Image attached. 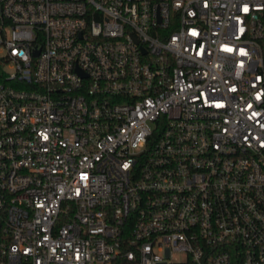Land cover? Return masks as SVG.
I'll return each instance as SVG.
<instances>
[{
  "label": "built area",
  "instance_id": "1",
  "mask_svg": "<svg viewBox=\"0 0 264 264\" xmlns=\"http://www.w3.org/2000/svg\"><path fill=\"white\" fill-rule=\"evenodd\" d=\"M0 264H264V0H0Z\"/></svg>",
  "mask_w": 264,
  "mask_h": 264
},
{
  "label": "rangeland",
  "instance_id": "2",
  "mask_svg": "<svg viewBox=\"0 0 264 264\" xmlns=\"http://www.w3.org/2000/svg\"><path fill=\"white\" fill-rule=\"evenodd\" d=\"M172 258H173L175 261H179V260H181V256H180V255H174V256H172Z\"/></svg>",
  "mask_w": 264,
  "mask_h": 264
}]
</instances>
